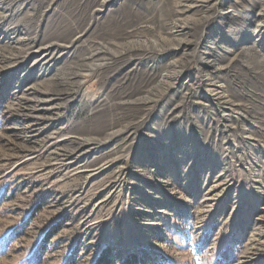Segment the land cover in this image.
Instances as JSON below:
<instances>
[{"label": "rangeland", "instance_id": "374dc122", "mask_svg": "<svg viewBox=\"0 0 264 264\" xmlns=\"http://www.w3.org/2000/svg\"><path fill=\"white\" fill-rule=\"evenodd\" d=\"M125 2L0 0V240L28 221L0 264L47 232L42 264L106 248L264 264V0L203 3L182 34L141 33ZM164 38L181 44L89 58Z\"/></svg>", "mask_w": 264, "mask_h": 264}, {"label": "bare ground", "instance_id": "6f19581e", "mask_svg": "<svg viewBox=\"0 0 264 264\" xmlns=\"http://www.w3.org/2000/svg\"><path fill=\"white\" fill-rule=\"evenodd\" d=\"M108 1H111V0H105V4H107ZM137 1H138V4H137L138 6L137 5L131 6L128 3L129 0H127V2L123 3L121 10L118 9V11H119L118 14L120 13V15H121L123 13H130L131 12L129 14V15H131L133 10H135L134 14L138 18L137 20L140 21V23L142 24V26L139 28V31L141 33H144V31H146V30H147V32H149V30L150 31L153 30V27L154 26L157 27V24L159 23L161 25V28H162L164 33L169 32L170 34H182L183 31L190 28L193 25V23H196V22L204 23L210 19L209 15H207V16L205 15V16H201V17H197L196 15H190V16H184V15H186V13L192 9H194V10L195 9H201L203 7L202 6L203 3L209 2L211 0H180L179 2L176 0H172L171 11L173 14H176V16H177L174 19L168 18L169 12H167V11H169V10H166V6L168 5V4L166 5V0H137ZM181 3H183V4H181ZM129 5L131 6L132 10L128 9ZM102 6H104V5H102ZM246 24H247V21L237 19V21L234 23V28H236L237 26L239 28H241V26L245 27ZM259 25L264 26V22H260ZM242 31H240V33L238 32L239 36H241ZM159 33L162 36L164 34L161 31ZM164 37H165V35H164ZM164 40H165V38L163 39V42H161V44L159 42L160 40L158 41V39L150 40L147 42L146 41L137 42V44H135V43H132V44L118 43L119 45H116V48H117L116 51L109 49V47L107 45H100L99 47L96 48V50H94L92 52V54H91V56H89V58H91L92 64H94L95 67H100V66L107 65L110 62V59H112L113 57L122 56V54H124L123 51L125 50V48H128V47L133 49L134 47L140 46V47H144L146 50H149L150 48L151 49L156 48L155 50L160 52L164 49L171 48L174 45L178 46L181 44V43H178V44L170 45V47H165L163 45V43L165 42ZM261 40L263 41L262 44H264V37L263 36H262ZM178 41H180L182 43H187V44L191 43L190 41H185L183 39H180ZM220 41H221V39L218 38V40L216 41L217 47H216V49L211 48L212 51L219 52L218 51L219 48H223L220 44Z\"/></svg>", "mask_w": 264, "mask_h": 264}, {"label": "trees", "instance_id": "16d2710c", "mask_svg": "<svg viewBox=\"0 0 264 264\" xmlns=\"http://www.w3.org/2000/svg\"><path fill=\"white\" fill-rule=\"evenodd\" d=\"M29 220V219H28ZM28 221H24L14 227L7 235L0 240V256L5 254L8 250L10 242L14 241L17 234L24 232ZM49 232L45 233L40 241L33 247L30 254L23 259L19 264H42L44 262L47 246H48ZM75 253L69 254L63 264H75ZM172 264L169 257L165 254L154 250L152 248H138L132 251L115 252L111 248L101 251L96 257L93 264ZM215 264H223L222 261H217Z\"/></svg>", "mask_w": 264, "mask_h": 264}]
</instances>
